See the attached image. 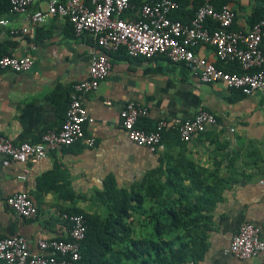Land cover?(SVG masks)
I'll return each mask as SVG.
<instances>
[{"label":"crops","instance_id":"0c3cea01","mask_svg":"<svg viewBox=\"0 0 264 264\" xmlns=\"http://www.w3.org/2000/svg\"><path fill=\"white\" fill-rule=\"evenodd\" d=\"M47 1L34 0L28 13L44 9ZM180 1L182 5L171 15L186 21L198 0ZM212 2L233 10V29L245 30L253 20L264 19L262 0ZM137 8L131 6L125 14L135 15ZM0 16L9 18L11 26L28 27L22 35L0 34V56H19L27 51L32 56L28 71L0 70V134L12 143L34 142L43 130L59 127L71 86L87 76L88 57L96 45L87 33L73 36L64 18L48 17L40 25L30 26L21 15ZM260 45L264 49V36ZM194 52L220 68L238 71L232 63L218 62L211 47L199 45ZM105 53L109 73L81 100L93 118L84 126L85 137L93 139L91 146L77 141L49 151L33 164L14 163L0 156V236L19 233L27 240L28 249L37 252L39 240L67 237L68 226L59 216L61 210L74 207L104 215L103 207L92 197L107 174L115 179L120 165L131 162L148 165L150 170L186 160L226 182L201 224L202 238L194 246L192 258L177 264L264 263L262 253L239 259L228 250L232 234L244 222L257 225L264 242V94L243 95L219 83H199L187 65L170 63L162 56L131 58L122 49ZM127 101L147 107V116L137 122L143 129L152 128L160 117H186L198 109L212 112L220 128L209 127L188 142L164 132L154 150L160 159L156 166L158 160L128 140L121 129L118 112ZM18 191H24L36 206L34 217L23 218L5 204L6 197ZM70 195L75 198L70 199ZM126 222L128 234L111 245L105 258L109 264H150L149 259L140 263L147 258L145 253L129 257L120 254L145 235V221Z\"/></svg>","mask_w":264,"mask_h":264},{"label":"built area","instance_id":"2783aa9c","mask_svg":"<svg viewBox=\"0 0 264 264\" xmlns=\"http://www.w3.org/2000/svg\"><path fill=\"white\" fill-rule=\"evenodd\" d=\"M33 1L8 0V13L23 16L30 26L40 25L48 17L64 18L69 22L73 36L89 34L96 48L88 57L87 76L71 86L64 117L57 129L43 130L34 142L12 143L0 134V156L7 161L33 164L58 147H68L77 141H84L87 146L93 144V139L84 135V126L92 123L93 118L87 114L81 100L85 93L95 91L109 73L106 51L122 49L131 58L162 56L170 63L187 65L199 83H219L243 95L264 94V49L260 46L264 36L263 18L245 30L233 29V10L226 5L217 7L212 0H200L186 21L170 18L169 14L178 7L174 0L143 1L135 15L125 14L131 9L129 0H48L44 9L28 13ZM11 24L9 18L0 16V34L6 31L11 35H22L28 31L24 25ZM199 45L211 47L218 62L232 63L238 71L225 70L198 56L194 47ZM31 64L29 51L19 56H0V70L24 72ZM147 113V107L127 101L118 116L127 139L150 151L160 146L164 132L174 133L179 141L188 142L209 127L220 128L212 112L198 109L186 117H160L152 128L143 129L137 122ZM5 204L23 218H32L36 214V206L24 191L7 196ZM59 216L69 223L66 238L39 240L37 252H33L19 233L0 236V262L75 264L86 231L85 218L82 213H61ZM228 250L239 259L264 254L259 227L249 222L240 224L230 238Z\"/></svg>","mask_w":264,"mask_h":264},{"label":"trees","instance_id":"16d2710c","mask_svg":"<svg viewBox=\"0 0 264 264\" xmlns=\"http://www.w3.org/2000/svg\"><path fill=\"white\" fill-rule=\"evenodd\" d=\"M174 1L178 6L182 5L180 0ZM142 2L129 0L133 10ZM8 10V0H0V14H8ZM171 13L170 18L177 19ZM225 182L223 178L186 160L166 164L163 168H152L140 183L129 188L117 186L114 177L107 174L101 181V188L95 190L92 197L102 205L103 216L88 214L74 207L59 212L82 213L85 218L86 231L80 244V257L75 264H109L105 255L119 237L128 234L126 220L138 210L145 214L148 231L140 240L133 241L130 249L120 254L129 257L145 253L147 258L140 263L149 259L150 264H177L191 259L194 246L202 238L201 224L208 218L206 214L218 200ZM74 198L70 195V199ZM144 198L151 199L154 204L140 209ZM64 221L68 226V221Z\"/></svg>","mask_w":264,"mask_h":264},{"label":"rangeland","instance_id":"374dc122","mask_svg":"<svg viewBox=\"0 0 264 264\" xmlns=\"http://www.w3.org/2000/svg\"><path fill=\"white\" fill-rule=\"evenodd\" d=\"M147 151H149V153L151 154L154 160L156 159L158 160V162L155 161L157 162L156 164L157 166L160 163V159H159L157 151H150L148 149ZM161 163H163L162 158H161ZM164 164H162L161 166L162 168L165 166ZM149 168L150 167L148 165H139V164H134L131 162L129 164L124 163L123 165H120L119 168L114 173L116 185L120 187L129 188V186L131 185L140 183V181H142V179L145 177V173L149 170ZM153 204L154 203L151 199L144 198L143 205L141 206L140 209H145ZM98 206L100 207L102 205L99 204ZM129 218L127 220L133 219V220L138 221L139 219H141L142 222H144L143 220L146 219L145 214L143 215L139 210L132 212ZM143 230H144V233H147L148 231L147 228Z\"/></svg>","mask_w":264,"mask_h":264}]
</instances>
